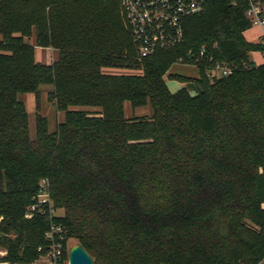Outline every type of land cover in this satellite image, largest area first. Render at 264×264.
<instances>
[{
  "label": "trees",
  "instance_id": "trees-1",
  "mask_svg": "<svg viewBox=\"0 0 264 264\" xmlns=\"http://www.w3.org/2000/svg\"><path fill=\"white\" fill-rule=\"evenodd\" d=\"M247 7L206 0L183 44L140 59L119 0H0V264L38 258L50 223L93 264L264 259V62L250 58L264 46L243 35ZM35 47L56 58L37 61ZM189 50L197 75L170 74L189 85L171 92L163 76ZM213 62L232 73L209 78ZM44 86L64 115L53 130L39 112ZM125 102L152 115L126 117ZM43 185L63 213L43 204L28 219Z\"/></svg>",
  "mask_w": 264,
  "mask_h": 264
},
{
  "label": "built area",
  "instance_id": "built-area-1",
  "mask_svg": "<svg viewBox=\"0 0 264 264\" xmlns=\"http://www.w3.org/2000/svg\"><path fill=\"white\" fill-rule=\"evenodd\" d=\"M124 23L137 49L138 58H144L159 49H170L184 42L185 21L192 15L203 11L206 0H119ZM248 7L246 18L251 27L258 26L261 30L259 42L264 46V2L263 0H246ZM205 52L202 46L199 56ZM195 58V52L189 50L183 57H179L175 64L195 67L186 61ZM233 71V66L226 62H213L206 71L209 78L226 77ZM48 204L50 217L55 213L48 197L46 186L37 196V203L28 207L25 217L30 219L40 206ZM47 245L38 247L41 254L27 264H68L65 259L67 240L64 229L57 224L50 223L45 232ZM4 252H0L2 255ZM257 264H264L262 259Z\"/></svg>",
  "mask_w": 264,
  "mask_h": 264
},
{
  "label": "rangeland",
  "instance_id": "rangeland-1",
  "mask_svg": "<svg viewBox=\"0 0 264 264\" xmlns=\"http://www.w3.org/2000/svg\"><path fill=\"white\" fill-rule=\"evenodd\" d=\"M258 33H259V35L261 34L260 28L258 26H253L250 29H248L245 36L254 42L256 40L257 42H255V43L260 44L259 37L257 38ZM0 38H1V34H0ZM27 41L32 43L33 39H30ZM39 54H40L39 52H36V56H37L36 58L37 59L39 57ZM47 56H48V61L52 62L56 58V52L55 51H53V52L49 51V53H47ZM250 58L256 64H258V63L262 64L264 62V53L261 51L251 52ZM108 71L117 72V73L128 72L125 69H115V70H108ZM132 72L135 73L138 71L133 70ZM172 73H181V74H185V76H195V75H197V70L193 66L182 65V64L173 63L170 66V68L165 73L163 78H164V81H165L168 89L171 92H176L183 87H188L189 85L186 82L183 83V82H180L179 80L172 79V77L169 76ZM49 88H50L49 86H44L42 88V91L40 93V98H39V112L42 115L46 116L47 121H48V125H49V129L53 130L55 128L57 122L63 121L64 115H63V113H57L55 111L54 107L50 103L47 102L46 92L48 91ZM188 91L191 95H194L196 93V91L192 88H189ZM19 97H20V99L23 100V102L26 105V111H27L28 122H29V127H30V136L34 137V134H35V116H36V112H37L35 97L32 93L21 94ZM124 113H125V116L129 117V118L130 117H138V116H150V115H152V108L150 105L141 106V107H133L128 102H125L124 103ZM55 213L57 215H61L63 213V210L62 209L55 210ZM76 243L77 242L75 240L70 239L67 242V245H68V247H70Z\"/></svg>",
  "mask_w": 264,
  "mask_h": 264
},
{
  "label": "water",
  "instance_id": "water-1",
  "mask_svg": "<svg viewBox=\"0 0 264 264\" xmlns=\"http://www.w3.org/2000/svg\"><path fill=\"white\" fill-rule=\"evenodd\" d=\"M67 261L68 264H93L91 256L79 243L70 246Z\"/></svg>",
  "mask_w": 264,
  "mask_h": 264
},
{
  "label": "crops",
  "instance_id": "crops-1",
  "mask_svg": "<svg viewBox=\"0 0 264 264\" xmlns=\"http://www.w3.org/2000/svg\"><path fill=\"white\" fill-rule=\"evenodd\" d=\"M247 31H248V29H247L246 31H244V33H243L244 37L246 38L247 41L254 42V41L248 39V38L245 36ZM258 37H259V33H258V35H257V38H258ZM255 42H257V41L255 40ZM255 42H254V43H255ZM49 51H52V52H53V50H52L51 48L35 47V57H37V56H36V52H39V53H40L38 59L36 58V60L39 61V62H42V63H50V62L48 61V56H47V53H49ZM258 64H259V63H258ZM262 207L264 208V203L262 204Z\"/></svg>",
  "mask_w": 264,
  "mask_h": 264
},
{
  "label": "flooded vegetation",
  "instance_id": "flooded-vegetation-1",
  "mask_svg": "<svg viewBox=\"0 0 264 264\" xmlns=\"http://www.w3.org/2000/svg\"><path fill=\"white\" fill-rule=\"evenodd\" d=\"M263 2H264V0H263Z\"/></svg>",
  "mask_w": 264,
  "mask_h": 264
}]
</instances>
